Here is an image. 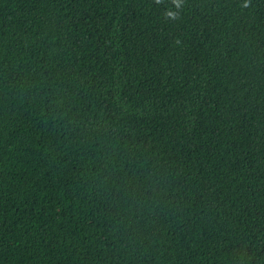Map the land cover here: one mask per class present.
I'll return each mask as SVG.
<instances>
[{
    "label": "trees",
    "instance_id": "1",
    "mask_svg": "<svg viewBox=\"0 0 264 264\" xmlns=\"http://www.w3.org/2000/svg\"><path fill=\"white\" fill-rule=\"evenodd\" d=\"M244 2L0 0V264H264Z\"/></svg>",
    "mask_w": 264,
    "mask_h": 264
},
{
    "label": "clouds",
    "instance_id": "2",
    "mask_svg": "<svg viewBox=\"0 0 264 264\" xmlns=\"http://www.w3.org/2000/svg\"><path fill=\"white\" fill-rule=\"evenodd\" d=\"M155 2L157 4H160L162 2V0H155ZM249 2L250 0H245L244 4L242 5V7H248L249 6ZM171 3L174 4L176 6V8H180L181 4L183 3V0H171ZM165 15L167 18L170 19H178L179 18V13L178 12H173V11H165Z\"/></svg>",
    "mask_w": 264,
    "mask_h": 264
}]
</instances>
